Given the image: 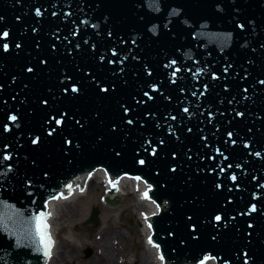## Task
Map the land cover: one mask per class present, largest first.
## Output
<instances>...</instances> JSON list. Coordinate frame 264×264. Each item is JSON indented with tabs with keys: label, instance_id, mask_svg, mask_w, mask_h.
Listing matches in <instances>:
<instances>
[{
	"label": "water",
	"instance_id": "1",
	"mask_svg": "<svg viewBox=\"0 0 264 264\" xmlns=\"http://www.w3.org/2000/svg\"><path fill=\"white\" fill-rule=\"evenodd\" d=\"M95 166L168 201L160 264H264V0H0V264L49 263L35 218Z\"/></svg>",
	"mask_w": 264,
	"mask_h": 264
},
{
	"label": "rangeland",
	"instance_id": "2",
	"mask_svg": "<svg viewBox=\"0 0 264 264\" xmlns=\"http://www.w3.org/2000/svg\"><path fill=\"white\" fill-rule=\"evenodd\" d=\"M101 194L100 186L97 189L92 186L88 189L86 196H80L76 199L78 208L74 209V212L72 211L71 222L66 220L70 218L66 215L59 218L57 239L62 249L69 250V255L65 256L60 264H94L95 258L101 253L100 245L102 244L99 242H102L105 238L102 229L107 227L112 232L106 235L105 243L108 244V241L111 240L114 247L117 244L120 253L117 257H113L115 259L112 258L110 261L103 262V264H137L135 259L142 254L144 244L141 233L137 232L136 226H134V219L137 215L135 210L138 207L135 198L132 195H122L116 203L118 206L107 213L108 206L101 202ZM70 205L74 206L73 204ZM93 205L100 208L99 223L95 227L83 223L89 216ZM125 211L129 212L130 217L126 215ZM65 217L67 218L65 219ZM125 217L130 220L131 225L126 223ZM100 231L102 232L101 239L97 238V235L101 234ZM118 231L123 233V237L117 238L119 244L115 239H112L114 235H118ZM95 232L98 233L96 237H94ZM121 260L122 262H120ZM138 264L142 263L138 262Z\"/></svg>",
	"mask_w": 264,
	"mask_h": 264
},
{
	"label": "bare ground",
	"instance_id": "3",
	"mask_svg": "<svg viewBox=\"0 0 264 264\" xmlns=\"http://www.w3.org/2000/svg\"><path fill=\"white\" fill-rule=\"evenodd\" d=\"M120 173H115L111 169L104 168V167H96L95 166V175L92 174H85V173H77L75 176H83L81 179V182L79 184L78 189H76V184L75 183H70L67 182L68 185H71V188H64V190L60 193H68L67 195H60V198L51 200L47 202V210H48V215H47V224H48V234L51 236V239L53 241V246L51 249V255L48 256V261L49 263H44V264H60V261L65 257L69 255V250L66 248H61L60 247V242L57 239V233L59 231V218H61L62 215H66L67 217H70L65 219L68 222H71V216H72V211L74 212V209H77V203L76 199L77 197L80 196H86L88 189L92 188V186L97 189L101 184L104 186L105 185V190L103 191V196L104 194H107L108 196H112L110 193L107 192V187L108 184L111 187L113 185V182H116V184L121 187V191L119 190V193L114 195L115 198H120L125 192L124 189V181L126 184L129 183H136L137 181H131V180H120L117 178H120L118 175ZM111 182V183H110ZM135 189H130L129 194L132 196H139V189L136 188L135 185H132ZM110 187L108 189L110 190ZM128 194V193H127ZM129 195V196H130ZM93 197V196H92ZM91 197V199H92ZM73 204L74 206L70 205ZM136 205L138 206L137 209L135 210L137 215L134 219V226H136L137 232L141 233L142 238H143V251L140 257L135 259V263L138 264V262L142 264H160L159 262V257L157 253V248L155 243L149 242V238L151 237V227H150V222H149V215L153 214L155 212V205L152 201H149V199H144L141 198H136ZM107 213H110V211L118 205H112L109 204L107 205ZM93 209H96L97 211L100 212L99 206H91L90 211ZM126 215L130 217L129 212H126ZM124 213V216H125ZM99 223L98 222H93V221H86L84 224H91L92 227L97 226ZM104 237L106 238V235H109L112 230L107 227L102 229ZM101 234L97 235L98 233L95 232L94 237L100 238L102 237V232L100 231ZM118 235H114L112 239H115L116 242L119 244L117 241V238L123 237V233L120 231L117 232ZM105 238L102 240V242H99L100 247H101V253L95 258L96 261L94 264H103V262L110 261L114 256L117 257L120 251H118V246L116 244V247H114V243L110 240L108 241V244L105 243ZM104 241V243H103ZM115 259V258H113ZM203 264H215L213 260L211 259H206L202 260ZM122 262V260L120 261ZM118 262V263H120ZM184 264V263H183ZM201 264V261L200 263Z\"/></svg>",
	"mask_w": 264,
	"mask_h": 264
},
{
	"label": "snow or ice",
	"instance_id": "4",
	"mask_svg": "<svg viewBox=\"0 0 264 264\" xmlns=\"http://www.w3.org/2000/svg\"><path fill=\"white\" fill-rule=\"evenodd\" d=\"M37 14H39V10H37ZM2 34H3V36H8L9 35V33L7 31H4ZM3 47H4L5 50H7L8 45L5 44ZM29 71H31V69H29ZM72 91L75 92V91H77V89L75 87H73ZM103 91H107V89H103ZM145 95H147V93H145ZM185 111H187V109H185ZM10 119L15 120L16 117L12 116V117H10ZM55 123L56 124H60L61 121L60 120H56ZM229 135H231V133ZM33 143H36V141L34 140ZM154 151L155 150H153V152ZM2 159L7 160L8 157L4 156V157H2ZM139 163L140 164H144L145 161L144 160H140ZM136 179H139V177H137ZM232 179L235 180L236 177L233 176ZM113 186H115V185L113 184ZM68 187L71 188V185H68ZM144 197L147 198V193L146 192L144 193ZM46 215H48V214L40 213L35 218L36 219V233H37V235L39 237V244L42 245V247H43L44 255L45 256H50L51 255V249H52V246H53V241H52L51 236L48 234V231H47L48 224L45 221V216ZM214 219L216 221H220L221 220V216L220 215H216L214 217ZM149 242L151 243V237L149 238ZM160 259L163 260L164 257L161 256ZM205 259H208V257H205ZM201 264H203V261H201Z\"/></svg>",
	"mask_w": 264,
	"mask_h": 264
}]
</instances>
